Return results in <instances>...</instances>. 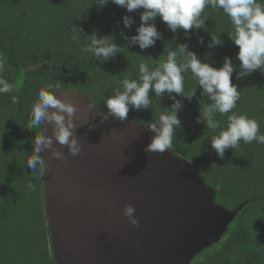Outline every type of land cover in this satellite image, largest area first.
<instances>
[{"label": "trees", "instance_id": "trees-1", "mask_svg": "<svg viewBox=\"0 0 264 264\" xmlns=\"http://www.w3.org/2000/svg\"><path fill=\"white\" fill-rule=\"evenodd\" d=\"M257 2L264 4V0ZM142 12H128L112 0L102 7L96 5V0H0V62L4 64L0 78L14 85L10 95L0 96V264H55L45 212L44 174H39V165L35 173L28 168L36 137V128L30 129L31 112L43 89L49 94L76 93L108 111L106 100L117 88L123 90L124 79H138L141 62L151 70L156 51L158 64L167 59L166 45L175 49L186 43L188 50L213 67H222L225 57L231 58L235 67L232 82L238 86L240 99L228 115L257 120L260 134H264V73L258 69L237 78L241 70L239 48L228 35L233 26L223 10L208 6L203 13L208 17L206 28H193L190 33L183 29L173 32L157 17L151 23L162 38L147 49L130 45L121 36V32L128 37L137 34ZM126 15L134 21L130 28L123 23ZM73 25L83 28L79 41L72 39ZM93 32L98 37H114L110 39L121 46V53L104 61L85 52L84 47L90 43L87 36ZM211 34L220 36L223 45L210 48ZM200 37L204 38L203 44ZM39 64V68L29 70V66ZM183 76L185 93L195 89L196 95L188 100L173 93L183 107L178 113L182 123L176 128L170 150L216 190L217 203L231 211L242 207L226 236L194 263L264 264V144L241 140L238 148L227 149L224 159H220L210 142L212 136L227 128L228 115H214L220 122L216 130L207 129L206 122L197 123L202 107L211 100L201 95L191 70ZM14 94L17 103L12 102ZM150 100L152 106L131 109L127 120L151 125L175 102L167 93L157 97L154 91ZM30 183L36 185L35 190L29 188Z\"/></svg>", "mask_w": 264, "mask_h": 264}, {"label": "water", "instance_id": "water-1", "mask_svg": "<svg viewBox=\"0 0 264 264\" xmlns=\"http://www.w3.org/2000/svg\"><path fill=\"white\" fill-rule=\"evenodd\" d=\"M52 94L76 105L75 136L83 145L77 156L53 145L67 162L41 153L55 264H191L226 236L242 207L231 211L217 203L216 190L172 150L146 152L155 135L150 125L105 121L101 113L107 111L87 98ZM45 127L52 135V127ZM41 132L36 128L35 140ZM127 204L136 209L139 227L124 216Z\"/></svg>", "mask_w": 264, "mask_h": 264}, {"label": "clouds", "instance_id": "clouds-1", "mask_svg": "<svg viewBox=\"0 0 264 264\" xmlns=\"http://www.w3.org/2000/svg\"><path fill=\"white\" fill-rule=\"evenodd\" d=\"M108 2L109 0H96V5L102 7ZM112 2L125 7L128 12L143 9L137 34L128 37L121 32V36L130 45H139L141 49L155 46L156 41L162 38L156 25L151 23L157 17H160L173 32L183 29L185 33H190L193 28L197 30L206 28L205 21L208 17L203 16V13L208 6L213 9H222L233 26V31L228 35L239 48L237 59L240 61L241 70L237 78H245L258 69L264 73V4L258 3L257 0H112ZM123 23L125 27L130 28L134 21L126 15L123 17ZM72 32L74 33L72 39L79 41L83 28L73 25ZM87 37H90V43L84 47V51L92 53L96 58L103 57L106 61L115 58L117 53H121V46L114 43V39H110L114 38L112 36L98 37L96 32H93ZM199 42L203 44L204 38L200 37ZM222 45L221 37L211 34L209 47ZM164 53H167V59L158 62L151 70L146 63L141 62L138 79H124L123 90L116 89L115 94L105 102L107 113H101L105 121L109 117L126 121L131 109L143 110L152 106L151 92L154 91L157 97L167 93L175 102L170 109L167 108V114H161L158 122L149 126L155 135L144 149L148 153L163 154L173 147L176 128H180L182 123L178 113L183 107L182 102L177 100L173 93L188 100L196 95L195 89L185 93L184 72L191 70L193 78L198 81L202 89L201 95L211 100L210 104L202 107L200 116L197 117V123L206 122L207 129L220 128V122L214 119V115L217 112L228 115L240 99L238 86L232 82L235 67L231 58L225 57L223 66L216 68L202 62L195 52L188 50L186 43L177 45L175 49H170L169 45H166ZM3 67V62H0V69ZM12 89V84L0 78V93H8ZM11 99L13 103L18 102L17 96H12ZM90 107L94 108L93 105ZM76 112L77 107L72 102H65L56 95L49 94L47 89L40 91L39 98L32 107L30 122V129L34 126L42 130L38 139L33 141L35 152L28 161V168L34 173L37 171V165H39L40 175L47 170L46 162L41 156L42 152L51 151L57 160L67 162V155L54 148V144L66 146L72 156L80 154L83 145L75 136ZM46 124L52 127V135L45 133ZM90 127H96V125ZM241 140L246 144L253 141L264 144V134H260V125L257 120L233 113L228 115L227 128L212 136L210 143L218 157L224 159L226 150L229 148L235 150L239 147ZM28 186L32 190L36 188V185L32 183ZM123 212L130 224L139 227L140 221L134 215L136 212L134 206L125 205Z\"/></svg>", "mask_w": 264, "mask_h": 264}, {"label": "flooded vegetation", "instance_id": "flooded-vegetation-1", "mask_svg": "<svg viewBox=\"0 0 264 264\" xmlns=\"http://www.w3.org/2000/svg\"><path fill=\"white\" fill-rule=\"evenodd\" d=\"M31 66H32V65H31ZM29 67H30V66H29ZM29 70H30V69H29ZM12 87H13V89H14V85H13V84H12ZM13 89H12L9 93H0V96H8V95H10V93L13 91ZM14 95H15V94H14ZM15 96H16V95H15ZM227 209H228V208H227ZM235 219H236V218H235ZM233 222H234V221H233ZM233 222H232V223H233ZM232 223H231V224H232ZM231 224H230V225H231ZM229 227H230V226H229ZM228 231H229V229H228ZM217 243H218V242H217ZM217 243H216V244H217ZM203 252H204V251H203ZM203 252H202V253H203ZM202 253L199 254V255L194 259V261H193L191 264H193L196 260H197V261H200V260H201L200 256L202 255ZM195 263H196V262H195Z\"/></svg>", "mask_w": 264, "mask_h": 264}, {"label": "rangeland", "instance_id": "rangeland-1", "mask_svg": "<svg viewBox=\"0 0 264 264\" xmlns=\"http://www.w3.org/2000/svg\"><path fill=\"white\" fill-rule=\"evenodd\" d=\"M196 261H197V260H196ZM196 261H195V262H196ZM194 264H195V263H194Z\"/></svg>", "mask_w": 264, "mask_h": 264}]
</instances>
